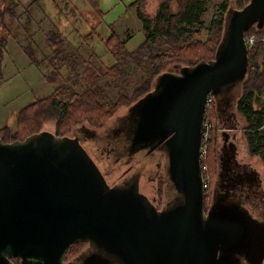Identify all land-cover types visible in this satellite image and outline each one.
<instances>
[{
  "label": "water",
  "instance_id": "95a60500",
  "mask_svg": "<svg viewBox=\"0 0 264 264\" xmlns=\"http://www.w3.org/2000/svg\"><path fill=\"white\" fill-rule=\"evenodd\" d=\"M263 21L264 0L228 9L215 57L160 73L131 107L130 136L117 128L118 145H129L121 154H166L171 197L161 208L136 173L110 185L78 134L0 138V264H79L64 258L79 242L94 246L89 264H254L253 252L262 261L264 226L249 210L215 206L225 188L205 208L200 146L208 95L240 93L246 32Z\"/></svg>",
  "mask_w": 264,
  "mask_h": 264
},
{
  "label": "rangeland",
  "instance_id": "374dc122",
  "mask_svg": "<svg viewBox=\"0 0 264 264\" xmlns=\"http://www.w3.org/2000/svg\"><path fill=\"white\" fill-rule=\"evenodd\" d=\"M0 1V7L6 8L5 4L10 5L9 0ZM14 1L17 2V5L12 3L15 5L13 6V15H5L6 23L13 34H10L7 38L5 49L0 57V128L8 127L12 131L16 130L21 108L36 99L51 94L59 84L66 83L73 89L78 90L82 88L83 82L73 83L77 74L75 70L68 66H60L57 74H55V71L53 72L57 63L55 60L51 61L50 57L54 55V51L47 46L45 41L46 31L51 27L62 31L66 38L63 44V52L76 51L75 49L79 46L80 52L85 58H89L90 55L88 56V54L91 52L95 53L98 59L92 55L91 58H94L93 60L98 63L99 67L105 68L115 62L105 44L106 38L111 33L109 23L123 15L126 11H124L125 7L133 0L117 1L112 7V11L106 13L104 19L100 18L90 0H38L34 3L32 11L30 9L31 12H28V14H32L31 31L29 30L28 33H25L26 31L23 29L24 22L27 20V13H24L23 18H19L18 15L24 12L23 10L32 0ZM159 1L147 0L146 11L153 15ZM220 1L206 0L207 7L203 13L206 22L209 21L215 5ZM235 5V1L230 0L229 10L239 9ZM178 6H180L179 1L173 0L172 8L176 9ZM114 13H116V16L109 20ZM117 28L122 38L125 36L123 30L127 29L126 31L130 30L129 32L132 33L131 39L127 43L129 50H135L145 37L142 23L137 18L134 9L119 21ZM90 31H94L93 39L83 43V36ZM224 35L225 31L223 37ZM205 36L206 31H203L201 38ZM25 47H28L27 50ZM30 51L33 53L32 55L29 53ZM121 62L124 67L129 64V68L133 71V81L135 83L136 80H139V77L145 76L140 69L133 67L135 63L129 60L128 57ZM76 67L77 72L80 73L82 65L79 63ZM116 91V86L108 87L107 97L110 99L115 98ZM238 96L239 93L238 95L232 94L229 97H226L224 93L214 96L215 118L214 122L211 121L212 128L215 127V156L212 164L214 173L212 177L210 176L211 182L208 179V183L211 184L205 195V204L209 208L213 203L214 192L217 191L219 195L227 182L228 186L224 190V196L217 197L214 205L220 207L241 206L249 210L256 221L264 226V162L258 155L249 153L244 135L245 119L236 107ZM142 97L128 105H120L112 116L107 119L104 126L92 127L87 122H80L75 125L73 132L69 135L78 134L81 141H83V145L88 151H91V154L95 156L94 158L100 159L101 163L111 166L108 169L114 171L108 177L109 181L116 176V183H118L123 181L125 177L130 178L133 173H136L139 176L140 190L150 199L156 198L161 205L171 197L170 186L164 176L166 154L157 150L156 153L148 154L146 151H140L129 155L126 152L121 154L122 151L118 149L117 135L122 133L118 134L116 130L121 127L127 136H130L131 123L135 114L134 107H131L140 102ZM225 98H228L226 99L228 102L224 100ZM256 101L257 104L264 103V94L257 97ZM54 129L55 126L52 120L46 121L41 126L40 131L50 130L54 132ZM92 130H94V133ZM262 130H264V127H262ZM115 132L116 139L113 138ZM93 136H95V139L92 138ZM230 141L233 143L234 151L232 157L229 158L224 146ZM98 154L103 156L99 157ZM234 160L237 163L236 165ZM242 171L250 172V174L247 173L249 178ZM251 172H254V174ZM125 173L126 175L123 176ZM86 248L87 246L84 244L82 250ZM250 262L264 264V258L262 261L259 260L257 253L253 252Z\"/></svg>",
  "mask_w": 264,
  "mask_h": 264
},
{
  "label": "trees",
  "instance_id": "16d2710c",
  "mask_svg": "<svg viewBox=\"0 0 264 264\" xmlns=\"http://www.w3.org/2000/svg\"><path fill=\"white\" fill-rule=\"evenodd\" d=\"M37 1L32 0L25 7L24 12L18 15L19 18H23L24 13H27V20L24 22V27L22 26L25 33L31 31L32 14L28 12L32 11ZM90 1L98 15L102 16L103 12L97 2ZM172 1L160 0L155 13L151 15L145 9L147 0H133L127 9L135 10L137 18L142 23L145 37L135 50H129L127 43L132 36L130 30H123L125 36L122 38L117 28L120 20L110 23L111 33L106 38L105 44L115 62L105 68L99 67L93 60L98 59L95 53L91 52L88 54L89 58H85L79 46L75 49L76 51L63 52L65 35L59 29L49 28L46 31L45 41L54 51V55L50 57L51 61L55 60L57 63L53 72L57 74L60 66H68L77 74L73 83L83 82L82 88L78 90L66 83L59 84L51 94L22 107L16 130L12 131L8 127L0 128V138L4 141L24 139L32 133L39 132L46 121L52 120L55 126L54 133L57 135L71 134L75 125L80 122H87L92 127L104 126L120 105H128L151 91L154 80L163 71L178 70L181 66L214 58L223 37L225 16L230 0H221L217 3L207 22L203 18L207 7L206 0H178L180 6L176 9L172 8ZM234 1L235 7L241 8L249 0ZM12 3L17 5L14 0H9L10 5L4 2L6 8L0 7V57L5 49L7 38L13 34L5 20V15H13L15 5ZM203 31H206V36L201 38ZM251 34L255 35V40L252 45H248L249 65L247 74L240 85L236 107L245 119L244 135L249 153L258 155L264 162V130H262L264 103L257 104L256 101L258 96L264 94V21L261 24L257 22L252 24L246 32V37ZM93 37L94 31H90L83 36L82 42L87 43ZM91 55L94 56L93 59ZM127 57L135 63L133 67L140 69L145 75L139 77L136 83L133 81V71L129 68V64H126V67L122 66L121 61ZM79 63L82 65L80 73L77 72L76 67ZM112 85L117 87V91L115 98L110 99L107 97V89ZM210 95L213 97L212 94ZM205 117L214 122V98L207 104ZM214 130L215 127L209 131L207 152L201 160L203 178L209 179V182H211L210 176L212 177L214 173L212 165L215 156ZM210 184L208 183L205 187L206 193ZM205 208L207 209L206 204ZM84 244L85 242L72 244L64 258L75 257L82 251Z\"/></svg>",
  "mask_w": 264,
  "mask_h": 264
},
{
  "label": "flooded vegetation",
  "instance_id": "af4514ba",
  "mask_svg": "<svg viewBox=\"0 0 264 264\" xmlns=\"http://www.w3.org/2000/svg\"><path fill=\"white\" fill-rule=\"evenodd\" d=\"M231 90H226L225 91V96L226 97H229L230 95H232L234 92H231ZM213 98H214V96H213ZM226 99H228V98H225L224 100L225 101H227L228 102V100H226ZM215 100V99H214ZM92 132L94 133V130H92ZM97 138V137H96ZM113 138H115L116 139V132H115V134L113 135ZM113 140V139H112ZM94 142V141H93ZM116 142V141H115ZM229 145H231L229 142L226 144V146H224V150H225V152L226 153H228V151L225 149L226 147H228ZM128 146L129 145H127V146H124L123 145V147H122V144H119L118 145V148L121 150V148L122 149H124V150H126V149H128ZM115 148H116V145L114 146ZM116 150V149H115ZM115 150H114V153H115ZM90 151V150H89ZM229 154L230 153H228V156H229ZM90 155L93 157V159L95 160V162L97 163V165L99 166V168H100V170L103 172V175H104V177H105V179L107 180V182L110 184V185H116V176L115 177H112V179H111V181H109L108 180V177L110 176V174L114 171V170H109L108 168H110L111 166L110 165H106V164H103V163H101L102 161H99L97 158H94L95 156L93 155V154H91V151H90ZM99 155V154H98ZM115 155H116V153H115ZM103 155H99V157H102ZM115 160H116V158H115ZM106 165V166H105ZM226 165H227V161H226ZM107 167V168H106ZM242 173L244 174H247V173H249L250 174V172H247L246 173V171H242ZM252 173V172H251ZM252 174H254V173H252ZM126 175V173L123 175V176H125ZM246 177H248V174L247 175H245ZM256 178H257V176H255ZM126 178V177H125ZM249 178V177H248ZM228 186V184H227V182L224 184V186H223V188H226ZM152 199V198H151ZM152 201H153V203L158 207V208H161V207H163V205L165 204H169L170 202L168 201V200H166L163 204H159V202L157 201V199L156 198H153L152 199ZM208 209V208H207ZM85 244H86V246H87V248L86 249H83V251L82 252H80V254H78V255H76L75 257H73V258H70V259H74V261H76V262H78L79 264H89V255L91 254V253H89V251L91 250V249H89V247H91V245L92 244H89L88 242H85ZM92 247H94L93 245H92ZM96 247V246H95ZM97 249L95 250V251H99V249H98V247H96ZM93 253V252H92ZM66 260H68V259H66Z\"/></svg>",
  "mask_w": 264,
  "mask_h": 264
},
{
  "label": "built area",
  "instance_id": "2783aa9c",
  "mask_svg": "<svg viewBox=\"0 0 264 264\" xmlns=\"http://www.w3.org/2000/svg\"><path fill=\"white\" fill-rule=\"evenodd\" d=\"M255 40V35L251 34L248 37H246L247 45H252ZM212 96L209 94L207 97V104L212 100ZM264 127V126H263ZM212 128L211 121L208 119V117H205L202 122V128H201V146H200V158L201 160L204 158L207 152V140L209 137V131ZM203 185L204 187H207L208 185V179L203 178Z\"/></svg>",
  "mask_w": 264,
  "mask_h": 264
},
{
  "label": "crops",
  "instance_id": "0c3cea01",
  "mask_svg": "<svg viewBox=\"0 0 264 264\" xmlns=\"http://www.w3.org/2000/svg\"><path fill=\"white\" fill-rule=\"evenodd\" d=\"M95 1L97 2L98 7L100 8V10L103 12L102 16H100V18L104 19L106 13L112 11V7L115 5V3L117 1H122V0H95ZM125 8L126 9H124V11L125 10L126 11L124 12V14L119 16V17H117V19H114V21H112V22L119 21L122 18L126 17V15L129 13V11H131L133 9V8L127 9V7H125ZM115 16H116V13L112 14L109 20H111V18H114ZM112 22L110 21V23H112ZM229 143L233 145V143L231 141ZM234 162H235V165H236L237 163H236L235 160H234Z\"/></svg>",
  "mask_w": 264,
  "mask_h": 264
},
{
  "label": "bare ground",
  "instance_id": "6f19581e",
  "mask_svg": "<svg viewBox=\"0 0 264 264\" xmlns=\"http://www.w3.org/2000/svg\"><path fill=\"white\" fill-rule=\"evenodd\" d=\"M215 99V98H214Z\"/></svg>",
  "mask_w": 264,
  "mask_h": 264
}]
</instances>
